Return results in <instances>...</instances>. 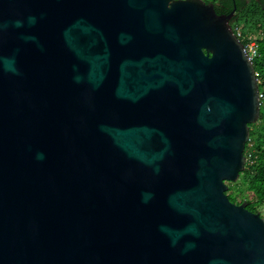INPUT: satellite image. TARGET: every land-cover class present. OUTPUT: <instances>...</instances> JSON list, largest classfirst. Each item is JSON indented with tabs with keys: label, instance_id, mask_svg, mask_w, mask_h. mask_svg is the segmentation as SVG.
<instances>
[{
	"label": "water",
	"instance_id": "95a60500",
	"mask_svg": "<svg viewBox=\"0 0 264 264\" xmlns=\"http://www.w3.org/2000/svg\"><path fill=\"white\" fill-rule=\"evenodd\" d=\"M233 13L0 0V264H264L226 195L260 110Z\"/></svg>",
	"mask_w": 264,
	"mask_h": 264
},
{
	"label": "trees",
	"instance_id": "16d2710c",
	"mask_svg": "<svg viewBox=\"0 0 264 264\" xmlns=\"http://www.w3.org/2000/svg\"><path fill=\"white\" fill-rule=\"evenodd\" d=\"M213 4L216 13L228 14L234 9L229 23L245 47L256 43V56L252 63L257 74L260 94L259 117L249 124V139L245 143V167L235 182H227L226 195L237 204L260 212L264 206V0H203ZM235 7V8H234ZM262 216V215H261Z\"/></svg>",
	"mask_w": 264,
	"mask_h": 264
},
{
	"label": "built area",
	"instance_id": "2783aa9c",
	"mask_svg": "<svg viewBox=\"0 0 264 264\" xmlns=\"http://www.w3.org/2000/svg\"><path fill=\"white\" fill-rule=\"evenodd\" d=\"M235 33V32H234ZM236 36L238 37V35H240V32L239 31H236ZM239 38V37H238ZM249 58L252 60L253 57L256 56V43L254 40H251L249 42H247L246 46L244 47Z\"/></svg>",
	"mask_w": 264,
	"mask_h": 264
},
{
	"label": "rangeland",
	"instance_id": "374dc122",
	"mask_svg": "<svg viewBox=\"0 0 264 264\" xmlns=\"http://www.w3.org/2000/svg\"><path fill=\"white\" fill-rule=\"evenodd\" d=\"M226 184L228 185L227 182H226ZM260 214L264 217V206L261 207V209H260Z\"/></svg>",
	"mask_w": 264,
	"mask_h": 264
}]
</instances>
